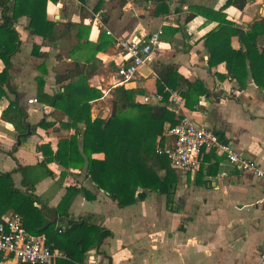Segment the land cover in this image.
I'll return each mask as SVG.
<instances>
[{
	"label": "crops",
	"instance_id": "1",
	"mask_svg": "<svg viewBox=\"0 0 264 264\" xmlns=\"http://www.w3.org/2000/svg\"><path fill=\"white\" fill-rule=\"evenodd\" d=\"M158 1L89 0L83 6L77 0L49 2L47 17L55 24L59 39L55 45H45L43 38L29 29L28 17L18 19L15 29L21 39L20 50L11 59L9 83L1 86L0 177L14 172L15 189L33 193L36 204L44 209L48 226L55 224L56 229L65 231L70 221L82 220L112 233L77 264H260L264 254V181L236 169L224 156L205 153L195 173L175 172L179 212L169 211L166 195L158 192L144 194L134 205L120 208L88 178L86 167L67 168L54 158L61 143L77 132L82 151L85 126L66 127L69 122L63 113L38 100L40 79L44 92L54 96L68 84L57 83L58 75L76 64L85 66L89 86L104 94L91 103L92 120H107L113 113L111 93L122 87L117 71L125 58L115 45L117 39H148L163 30L155 64L174 66L179 76L202 83L208 91L200 96L198 105H186L185 114L264 170V90L252 79L241 88L229 77L224 63L209 68L206 37L219 27L218 20L198 15L186 22L191 8H205L222 11L236 28L247 32L264 20V0H248L244 10L227 6L229 0H169L170 12L156 15ZM257 44L264 49V34ZM232 45L240 48L237 37H233ZM34 47L40 51L35 52ZM113 67H117L115 74L110 71ZM5 68L0 61V74ZM141 70L144 76L125 88L138 92L139 103L161 106L154 64ZM185 90L176 91L183 95ZM108 100L110 105H106ZM12 102L17 108H11ZM20 114L28 125L26 135L20 134L14 124L21 126ZM43 121L54 127H39ZM165 139L168 145L171 139ZM42 146L49 147L47 153ZM93 158L101 161L104 155L95 154ZM70 187H77L80 194L70 208V218L65 219L57 209ZM13 211L11 206L5 216ZM54 253L55 261L64 258L62 252Z\"/></svg>",
	"mask_w": 264,
	"mask_h": 264
},
{
	"label": "trees",
	"instance_id": "2",
	"mask_svg": "<svg viewBox=\"0 0 264 264\" xmlns=\"http://www.w3.org/2000/svg\"><path fill=\"white\" fill-rule=\"evenodd\" d=\"M59 1L0 0V61L6 65L0 74V99L4 96L1 86L9 83L8 70L11 59L19 52L21 46L20 36L15 29L16 22L23 16L28 17L29 29L36 36L42 37L45 45H55L59 39L56 36L55 24L48 20L47 6L49 2ZM77 1L83 6L89 0ZM168 1L157 2L156 15L170 12ZM247 1L229 0L227 6L244 10ZM191 12L186 19L187 23L198 15L219 22V27L206 37V45L210 52L209 68L213 69L224 63L229 77L236 80L241 88H246L252 79L258 88L264 90V49H260L257 44L258 37L264 34V20L255 23L246 32L236 28L222 11L217 13L193 7ZM233 37L238 38L240 48L233 47ZM80 46L74 51H78ZM34 50L37 53L40 51L37 47H34ZM86 70L85 66L76 64L65 74L58 75L57 83L68 84L64 86L62 92L54 96L47 95L44 92V82L41 79L39 81L38 100L41 103L63 113L69 122L66 127L85 126L82 151L79 144L80 134L77 132L70 140L61 143L55 160L65 164L67 168L86 167L88 178L107 193L120 208L134 205L139 199L144 198V194L158 192L166 195L169 211H181L175 202L178 185L176 171L168 157L159 154L157 150L166 145V126H175L179 122V117L168 107L170 91L187 88L182 96L187 100V107L193 108L199 104L200 96L208 93L205 86L200 82L191 83L179 76L172 65L154 64V72L159 80L157 93L163 97L161 106L141 104L137 101V91L124 86L117 87L112 91L114 97L112 116L107 120L93 121L91 103L101 99L104 94L89 86ZM17 106L16 102L11 103V108ZM24 120L25 116L21 115V126L17 122L14 124L20 134L26 135L28 125ZM39 127L48 129L54 126L43 121ZM48 148L42 146L41 150L47 153ZM95 154H103L104 160L94 159ZM13 173H5L0 177V224L12 206L13 212L21 216L28 233L35 236L46 235L47 246L53 252L58 250L64 254V258L57 259L55 264L83 262L91 248H99L103 241L112 235L110 231L88 225L82 220L70 221V226L65 231L56 229L55 224L43 229L47 217L44 209L36 204L38 199L33 193L24 194L15 189ZM140 190L142 193L137 196ZM79 194L80 190L77 187H70L67 190L57 209L61 217L70 218V208Z\"/></svg>",
	"mask_w": 264,
	"mask_h": 264
},
{
	"label": "built area",
	"instance_id": "3",
	"mask_svg": "<svg viewBox=\"0 0 264 264\" xmlns=\"http://www.w3.org/2000/svg\"><path fill=\"white\" fill-rule=\"evenodd\" d=\"M162 35L163 30H159L149 35L148 39H117L115 45L125 58L117 71L119 86L131 84L138 76H144L141 72L143 67L155 64L154 54L162 47ZM157 98L163 100L161 95ZM145 103H149V98H145ZM169 105L178 115L179 122L175 126H167L165 137L171 139L170 143L158 148L157 152L168 157L176 172L195 173L204 154L209 153L224 156L236 169L264 181V170L252 159L240 153L233 144L221 141L213 130L196 125L185 114L186 101L179 91H170ZM46 242V235H31L25 229L21 216L11 213L0 224V264H54L56 254ZM260 264H264V254Z\"/></svg>",
	"mask_w": 264,
	"mask_h": 264
},
{
	"label": "rangeland",
	"instance_id": "4",
	"mask_svg": "<svg viewBox=\"0 0 264 264\" xmlns=\"http://www.w3.org/2000/svg\"><path fill=\"white\" fill-rule=\"evenodd\" d=\"M117 69V67H113L110 71L112 72V74H115L116 73V70ZM111 95H112V93H111ZM113 96V95H112ZM113 101V100H112ZM113 103V102H112ZM110 105L111 103H110V101L108 100V103H106V105ZM179 173L181 174V173H183V172H181V171H179Z\"/></svg>",
	"mask_w": 264,
	"mask_h": 264
},
{
	"label": "water",
	"instance_id": "5",
	"mask_svg": "<svg viewBox=\"0 0 264 264\" xmlns=\"http://www.w3.org/2000/svg\"><path fill=\"white\" fill-rule=\"evenodd\" d=\"M206 53L208 54V51H206ZM145 68H147V67H145ZM141 72H142V70H141ZM142 73H143V72H142ZM48 224H49V221H46L45 225L43 226V229H46L47 226H48Z\"/></svg>",
	"mask_w": 264,
	"mask_h": 264
}]
</instances>
